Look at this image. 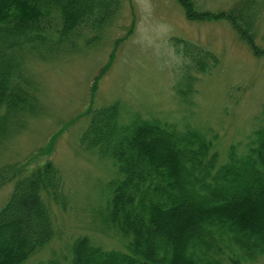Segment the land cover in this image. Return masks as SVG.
<instances>
[{
  "label": "trees",
  "instance_id": "16d2710c",
  "mask_svg": "<svg viewBox=\"0 0 264 264\" xmlns=\"http://www.w3.org/2000/svg\"><path fill=\"white\" fill-rule=\"evenodd\" d=\"M120 1L0 0V135L7 119L32 106L21 53L59 49L83 30L98 31ZM177 1L189 19H226L247 40L260 9L258 0H237L230 10ZM182 52L198 69L207 66L208 56L199 50L185 44ZM88 117L80 143L109 157L117 170L102 224L124 249H107L81 235L72 244L70 264H224L223 248L234 264L264 256V123L245 153L237 156L232 147L218 164L213 140L189 124L177 129L139 115L123 124L118 103L93 108ZM61 189L48 162L16 180L0 208V264H22L51 240L45 199L62 201Z\"/></svg>",
  "mask_w": 264,
  "mask_h": 264
},
{
  "label": "rangeland",
  "instance_id": "374dc122",
  "mask_svg": "<svg viewBox=\"0 0 264 264\" xmlns=\"http://www.w3.org/2000/svg\"><path fill=\"white\" fill-rule=\"evenodd\" d=\"M236 1L194 0L210 10H230ZM258 3L252 40L226 19H189L177 0H121L98 31L83 30L59 49L21 53L32 106L7 119L0 135V208L16 180L44 162L62 183V201L45 197L53 237L22 264H70L81 235L124 249L102 224L116 167L80 143L89 110L118 103L123 124L139 115L197 127L213 140L218 164L233 148L237 156L246 152L264 123V0ZM185 44L208 56L205 68L184 56ZM221 256L234 264L226 248ZM242 264H264V256Z\"/></svg>",
  "mask_w": 264,
  "mask_h": 264
}]
</instances>
